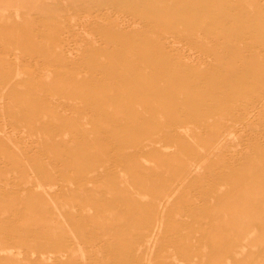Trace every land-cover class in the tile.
I'll use <instances>...</instances> for the list:
<instances>
[{
    "label": "rangeland",
    "instance_id": "obj_1",
    "mask_svg": "<svg viewBox=\"0 0 264 264\" xmlns=\"http://www.w3.org/2000/svg\"><path fill=\"white\" fill-rule=\"evenodd\" d=\"M0 264H264V0H0Z\"/></svg>",
    "mask_w": 264,
    "mask_h": 264
},
{
    "label": "bare ground",
    "instance_id": "obj_2",
    "mask_svg": "<svg viewBox=\"0 0 264 264\" xmlns=\"http://www.w3.org/2000/svg\"><path fill=\"white\" fill-rule=\"evenodd\" d=\"M75 13V12H74ZM91 17V16H90ZM18 18V17H17ZM89 18V17H88ZM115 18V17H114ZM4 20V19H3ZM85 20V19H84ZM117 20V19H116ZM5 21V20H4ZM130 21V20H129ZM134 22V21H133ZM77 24V23H76ZM136 24V23H135ZM125 25V24H124ZM65 33V32H64ZM68 41V40H67ZM71 42V41H70ZM65 45V44H64ZM77 45V44H76ZM81 45V44H80ZM242 45V44H241ZM78 47V46H77ZM242 49V48H241ZM59 50V49H58ZM263 50V49H261ZM67 51V50H66ZM260 51V50H259ZM73 55V54H72ZM75 59V58H74ZM194 59V58H193ZM196 60V59H195ZM257 65V64H256ZM258 67V66H257ZM40 76V75H39ZM212 89V88H211ZM198 93V92H197ZM259 111V110H258ZM3 116V115H2ZM258 116V115H257ZM103 122V121H102ZM201 126V125H200ZM233 126V125H232ZM16 130V129H15ZM193 130V129H192ZM13 132V131H12ZM247 135V134H246ZM232 149V148H231ZM204 150V149H203ZM31 155V154H30ZM41 159V158H40ZM221 159V158H220ZM42 161V160H41ZM230 164V163H229ZM70 171V170H69ZM55 177V176H54ZM52 188V187H51ZM55 189V188H54ZM81 193V192H80ZM33 244V243H32ZM85 246V245H84ZM83 250V249H82ZM112 250V249H111ZM84 258V257H83ZM63 260V259H61ZM88 261V260H87ZM91 262V261H90Z\"/></svg>",
    "mask_w": 264,
    "mask_h": 264
}]
</instances>
